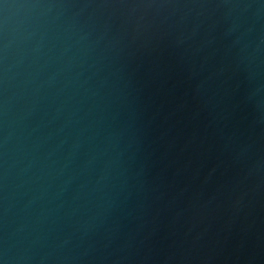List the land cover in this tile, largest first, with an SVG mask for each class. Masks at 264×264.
Masks as SVG:
<instances>
[{"label": "water", "instance_id": "obj_1", "mask_svg": "<svg viewBox=\"0 0 264 264\" xmlns=\"http://www.w3.org/2000/svg\"><path fill=\"white\" fill-rule=\"evenodd\" d=\"M0 264H264V0H0Z\"/></svg>", "mask_w": 264, "mask_h": 264}]
</instances>
